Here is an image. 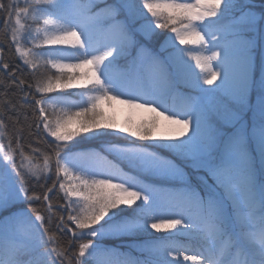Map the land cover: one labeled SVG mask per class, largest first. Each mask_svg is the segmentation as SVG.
I'll use <instances>...</instances> for the list:
<instances>
[{"label": "snow or ice", "instance_id": "snow-or-ice-1", "mask_svg": "<svg viewBox=\"0 0 264 264\" xmlns=\"http://www.w3.org/2000/svg\"><path fill=\"white\" fill-rule=\"evenodd\" d=\"M0 264H264V0H0Z\"/></svg>", "mask_w": 264, "mask_h": 264}, {"label": "rangeland", "instance_id": "rangeland-1", "mask_svg": "<svg viewBox=\"0 0 264 264\" xmlns=\"http://www.w3.org/2000/svg\"><path fill=\"white\" fill-rule=\"evenodd\" d=\"M153 46H155V45H153ZM120 118L122 119V114H121ZM123 136H124V134L121 133L117 137H106L104 139H93V138L89 137L86 140H82L80 145H78V148L80 150H90L91 149V150L99 151L105 140H112L114 142H121L122 143L123 142V140H122ZM104 154H106V153H104ZM108 158L110 160L114 159L113 156H109ZM125 171H127V169H125ZM157 235H162V234L158 233ZM182 242L188 243L186 240H184ZM115 243H119V242L116 241ZM198 247H199L198 242H195V241L191 242V251L186 253V254H192L194 251L197 250ZM122 248L120 249L121 251H123Z\"/></svg>", "mask_w": 264, "mask_h": 264}, {"label": "bare ground", "instance_id": "bare-ground-1", "mask_svg": "<svg viewBox=\"0 0 264 264\" xmlns=\"http://www.w3.org/2000/svg\"><path fill=\"white\" fill-rule=\"evenodd\" d=\"M125 248H127V247H125ZM124 247L122 248V250L125 252V249ZM127 250L129 251V249L127 248ZM134 255L136 254V253H133Z\"/></svg>", "mask_w": 264, "mask_h": 264}, {"label": "trees", "instance_id": "trees-1", "mask_svg": "<svg viewBox=\"0 0 264 264\" xmlns=\"http://www.w3.org/2000/svg\"><path fill=\"white\" fill-rule=\"evenodd\" d=\"M13 59L15 60V57H13ZM65 238H66V237H65ZM124 248H125V247H124ZM124 250H125V252H127V251H128V250H127V248H125Z\"/></svg>", "mask_w": 264, "mask_h": 264}]
</instances>
